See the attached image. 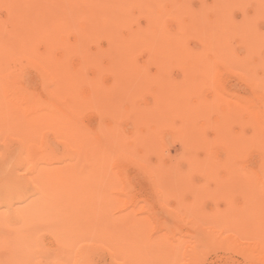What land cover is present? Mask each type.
<instances>
[{"label":"rangeland","instance_id":"obj_1","mask_svg":"<svg viewBox=\"0 0 264 264\" xmlns=\"http://www.w3.org/2000/svg\"><path fill=\"white\" fill-rule=\"evenodd\" d=\"M261 1L233 5V18H252ZM256 25L264 33V17ZM108 43L99 36L91 48ZM228 43L234 60L159 62L142 50L138 61L104 54L84 64L77 150L20 99L32 89L45 101L41 72L27 59L35 54L0 47V183L15 181L0 211L16 197L17 230L0 240V264H264L241 225L254 219L262 72L239 35ZM259 53L264 59V44Z\"/></svg>","mask_w":264,"mask_h":264},{"label":"bare ground","instance_id":"obj_2","mask_svg":"<svg viewBox=\"0 0 264 264\" xmlns=\"http://www.w3.org/2000/svg\"><path fill=\"white\" fill-rule=\"evenodd\" d=\"M199 1L195 4L194 0H0V47L4 53H22V58L29 53L35 54L27 59L30 62L33 59L31 66L41 72L45 101L42 103L38 99L41 103L37 104L38 93L32 89L28 93H35V99L32 95L31 99L28 93L20 99L26 101L34 112L44 115V122L60 127L68 142L75 147L80 142L78 121L84 64L103 61L104 54L109 55L111 61H138L137 54L142 50L150 52L148 60L159 62L234 60L228 37L239 35L246 53L258 56L252 61L262 72L254 83L258 97L253 112L256 128L252 139L258 161L257 168L253 169L254 219L241 221V225L248 227L260 242L257 243L258 255L264 254V59L259 53L264 44V33L256 25V21L264 17V0L252 18L243 17L240 21L233 18L232 6L245 0ZM1 11H5V17L1 16ZM72 31L78 32L79 37L72 39L65 35ZM99 36L109 39L106 50H92L91 44ZM191 39H197L198 43L194 40L191 45ZM210 50L219 53L212 56ZM20 67L23 70V66ZM165 91L161 88L158 93L162 95ZM166 111L174 113L172 108ZM31 121L32 125H37L36 120ZM36 175H45V172L40 170ZM12 178L0 183V203L4 202L5 191L13 190L11 186L15 181ZM10 198L7 209L0 211V222L9 221L6 222L10 232L0 229V240L17 238L16 203L13 205L16 197Z\"/></svg>","mask_w":264,"mask_h":264}]
</instances>
